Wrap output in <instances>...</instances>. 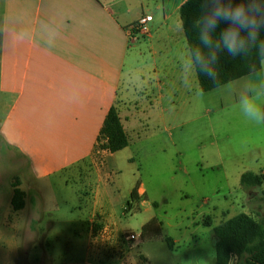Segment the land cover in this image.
Segmentation results:
<instances>
[{"label": "crops", "instance_id": "0c3cea01", "mask_svg": "<svg viewBox=\"0 0 264 264\" xmlns=\"http://www.w3.org/2000/svg\"><path fill=\"white\" fill-rule=\"evenodd\" d=\"M187 1L0 0V191L5 185L8 201L6 211L0 207V227L29 209L30 185L38 182V211L44 188L58 190L53 197L57 212L76 208L82 189L89 187L85 194L91 217L82 233L87 238L86 264H139L134 251L154 218L141 226L136 240H128L131 234L124 233L106 182L108 164L115 165L116 155L130 145L113 154L95 148L113 106L128 137L141 116L165 119L167 96L161 87L146 96L133 98L128 90L120 97L132 43L129 28L149 15L151 28L166 30L174 40L183 29L180 9ZM169 60L181 67L176 56ZM182 75L179 82L185 79ZM16 179L26 193V206L19 212L11 205ZM134 192L140 202L145 189L138 185L130 196ZM140 207L150 213L148 201ZM94 223L99 232L93 231ZM17 250L0 261L23 264Z\"/></svg>", "mask_w": 264, "mask_h": 264}, {"label": "rangeland", "instance_id": "374dc122", "mask_svg": "<svg viewBox=\"0 0 264 264\" xmlns=\"http://www.w3.org/2000/svg\"><path fill=\"white\" fill-rule=\"evenodd\" d=\"M180 31L173 40L166 30L152 29L153 41L131 43L125 62L120 97L128 90L133 98L146 96L159 87L167 96L165 119L141 116L139 127L129 133V148L107 167L109 197L124 233L140 236L139 229L151 216L158 225L139 239L134 251L139 264H147L142 255L149 264H215V227L242 213L264 219V180L261 187L241 186L243 174H264V124L248 121L238 104L243 88L255 82L262 69L202 92L196 71L184 66L189 49ZM180 70L185 73L181 82ZM138 185L145 189L141 201L150 203V213L143 211L141 201L131 200L129 191ZM30 186L29 209L0 227V256L18 247L23 264H86L87 238L82 233L91 217L85 194L90 188L77 196L76 208L57 212L53 197L58 190L44 188L38 211V182ZM1 189L0 207L6 211L5 185ZM70 195L64 193L63 198ZM97 226L92 227L95 233ZM164 238L174 242L173 250ZM240 262L234 258L231 264Z\"/></svg>", "mask_w": 264, "mask_h": 264}, {"label": "trees", "instance_id": "16d2710c", "mask_svg": "<svg viewBox=\"0 0 264 264\" xmlns=\"http://www.w3.org/2000/svg\"><path fill=\"white\" fill-rule=\"evenodd\" d=\"M235 3L240 0H234ZM203 0H188L180 9V17L189 50L198 46V29L194 21L201 16L204 9ZM264 35V33H262ZM219 61L215 65L218 76L216 80L197 73L199 86L202 92H210L222 86L242 79L261 70L257 50L253 49L248 55L233 58L226 52L218 53ZM130 140L122 125L119 110L113 106L108 112L105 124L98 137L95 152L107 151L117 153L129 146ZM264 177L252 172H247L241 177V186L245 188L261 187ZM13 195L11 200L14 212L22 211L26 206V193L20 188V181L12 183ZM132 201L139 200L137 193L131 195ZM127 210H131V202L127 203ZM152 229L158 230L155 219L152 220ZM207 221L206 226L211 227ZM216 236V261L215 264H231L234 258L240 264H264V219L257 220L254 216L245 213L239 214L214 228ZM144 239L146 235H143ZM161 238L160 234L156 235ZM168 247L173 250L174 242L164 238Z\"/></svg>", "mask_w": 264, "mask_h": 264}, {"label": "clouds", "instance_id": "9594fccd", "mask_svg": "<svg viewBox=\"0 0 264 264\" xmlns=\"http://www.w3.org/2000/svg\"><path fill=\"white\" fill-rule=\"evenodd\" d=\"M202 7L194 21L199 43L189 50L184 66L216 80L218 53L236 58L256 49L262 71L243 88L238 104L248 121L264 124V0H203Z\"/></svg>", "mask_w": 264, "mask_h": 264}, {"label": "built area", "instance_id": "2783aa9c", "mask_svg": "<svg viewBox=\"0 0 264 264\" xmlns=\"http://www.w3.org/2000/svg\"><path fill=\"white\" fill-rule=\"evenodd\" d=\"M153 17L149 15L141 16L136 23L129 28L130 41L136 43L141 38H150L152 35V28L150 26ZM138 236L131 234L127 237L128 240H136Z\"/></svg>", "mask_w": 264, "mask_h": 264}]
</instances>
